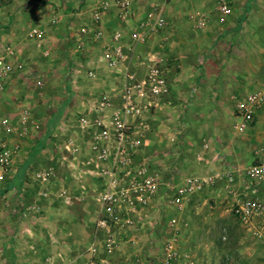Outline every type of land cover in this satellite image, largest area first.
<instances>
[{
	"label": "crops",
	"instance_id": "0c3cea01",
	"mask_svg": "<svg viewBox=\"0 0 264 264\" xmlns=\"http://www.w3.org/2000/svg\"><path fill=\"white\" fill-rule=\"evenodd\" d=\"M252 1L231 0V13H218L219 21L213 23L216 29L190 37L182 24L175 25L172 1L132 0V16L124 24L119 22L116 0H49L51 4L48 2L43 9L33 5L37 0L4 1L0 28L8 27L9 32L0 36V45L19 48L12 61L22 63L23 68L5 79L7 86L0 92L1 98H13L11 77L25 66L38 67L46 79H56V61L64 54L68 56L69 86L63 92L67 96L49 101V95L57 88L47 80V85L40 89V102H27L33 113L24 136L7 135L0 126V141L5 137L11 147H17L11 168L0 181V264H89L94 245L100 249L95 264H150L152 257L156 264L163 256L162 246L160 255L156 251L159 237L166 242L174 233L169 227L171 218L180 221L178 239L182 236L187 243L193 234L191 230L199 232L200 227L194 226L199 223L196 213H188V205L193 199L201 200L203 206L210 198L223 201L225 189L206 187L189 197L180 210L164 202L166 184L177 185L186 176L203 177L219 171L215 165L217 154L210 144L183 148L185 123L177 118L182 117L188 105L190 87L201 78V73L191 72L190 64L197 60V54H211L220 40L237 37L239 20L248 18L245 15ZM102 3L108 4L100 22L103 38L94 41L81 31L93 25V11ZM182 3H187L183 10H188L189 0ZM158 12L165 17L166 28L147 34L144 42L136 41L132 33L145 32L152 23V15ZM174 26L177 28L173 29ZM34 30L41 33L40 39L28 38L27 34ZM116 31L123 34L121 44L130 57L132 70L143 75L146 65L159 63L167 80V94L141 121L131 120L134 127L142 122L134 162L146 164L162 186L148 209L139 207L128 215L120 213L110 227L97 230L95 220L105 183L101 172L111 165L99 162L91 150L95 128L79 131L76 126L80 116L93 119L101 115L96 102L103 94H108L112 102L120 100L124 66L109 68L101 60ZM80 39L86 48H80ZM90 70L95 77L88 78ZM4 108L11 111V102ZM20 113L10 112L1 118L16 124ZM70 142L79 147L77 152L69 149ZM170 146L179 151L175 159L169 154L171 150L167 151ZM46 173L49 176L45 177ZM241 185L238 181L236 188L241 189ZM128 217L133 219L131 226L125 224ZM108 236L120 241L118 251L112 255L102 247ZM182 249L178 264L192 258Z\"/></svg>",
	"mask_w": 264,
	"mask_h": 264
},
{
	"label": "rangeland",
	"instance_id": "374dc122",
	"mask_svg": "<svg viewBox=\"0 0 264 264\" xmlns=\"http://www.w3.org/2000/svg\"><path fill=\"white\" fill-rule=\"evenodd\" d=\"M4 1L0 0V8L6 4ZM37 1L33 5L39 9L45 8L49 2ZM166 1H172L170 9L175 25L182 24L189 37L197 32L216 29L214 24L219 21L220 11L215 0H189L188 10H183L184 4H187L182 3L184 0ZM246 12L245 17L248 18L239 20L237 37L220 40L211 54H197V60L190 64L191 72L201 73V78L190 87L188 105L183 109L182 117L177 118L185 123L182 132L185 140L183 148L196 149L203 143L210 144L217 154V172L234 171L241 186L246 183L245 170L264 153V106L257 110L254 120L243 129H238L235 116V106L239 100L264 88V0H253ZM201 20L203 25H199ZM7 28H0V36L8 35ZM56 62L59 73L56 79H46L44 72L34 66H25L23 71L11 77L15 94L13 98L2 99L0 96V119L9 116L10 112H21L25 107L33 113L27 102H40V89L47 85V80L57 88V92L49 95V101L67 96L63 94L69 86L67 54ZM7 102H11V111L4 108ZM3 141H6L5 137L0 142ZM169 149L170 156L175 159V153L179 151L176 148L173 150L171 146L167 151ZM214 187L224 188V184L218 182ZM258 187L264 196V185ZM224 194L226 198L223 201L210 198L203 206L201 200L193 199L188 205V213H196L199 223L194 226L198 225L200 230H191L193 234L187 243L181 236L178 239L180 250L184 248L189 252L193 264H264L263 240L234 216L231 197L226 191ZM159 238L157 252L165 243V238ZM149 260L150 264L156 261L153 257Z\"/></svg>",
	"mask_w": 264,
	"mask_h": 264
},
{
	"label": "built area",
	"instance_id": "2783aa9c",
	"mask_svg": "<svg viewBox=\"0 0 264 264\" xmlns=\"http://www.w3.org/2000/svg\"><path fill=\"white\" fill-rule=\"evenodd\" d=\"M218 10L223 15L231 13V0H215ZM119 8V22L124 24L132 16V0H116ZM108 9L107 3L100 4L93 11V25L83 28L81 33L90 36V39L99 41L103 38L100 28L101 16ZM152 23L145 32L132 33L136 41L144 42L146 35L157 33L166 28L167 22L161 12L152 15ZM203 21H199L202 25ZM30 39H40L41 33L37 30L27 34ZM121 31L114 32L112 42L105 47L101 60L109 68L124 66L120 100L112 102L108 94H103L96 102L98 117L89 119L80 116L77 120V128L84 131L89 127L96 130L95 141L91 150L96 159L101 163H109V169L102 170L105 180L104 191L100 196L101 208L97 212L95 227L97 230H105L111 223L117 221L119 214H130L139 207L148 209L156 198L162 186L159 177L153 174L148 166L143 163L135 164L137 150L140 144L139 135L142 122L134 127L131 120L141 121L151 108L167 94V80L159 63L145 66V73L138 74L130 67V57L125 53L121 41ZM80 48H86L80 39ZM19 53V48L9 44L0 45V92L4 89V81L15 71L23 68L22 63H13V58ZM95 77L94 71H88V78ZM264 106V88L251 92L244 99L239 100L235 106V116L238 129L249 125L257 113ZM32 122V116L28 109H23L16 124H11L9 119L0 120V126L7 135L22 137L26 134L28 125ZM69 149L77 152L79 147L69 143ZM207 147V145L205 146ZM17 147H11L6 141L0 142V181L11 168L12 159ZM200 161L202 158L197 156ZM49 176L46 173L45 177ZM246 183L237 189L238 178L234 171H223L207 174L203 177L195 175L186 176L180 184H166L164 202L181 209L184 202L196 193L202 192L206 187H212L223 182L225 191L231 197L232 212L234 216L253 234L264 242V196L258 185H264V153L259 156L257 162L245 170ZM46 179V178H45ZM127 226L133 224V219L125 220ZM169 227L174 230L173 236L163 246V256L156 264H176L182 260V252L178 246V231L181 227L177 217L169 221ZM120 241L117 237L108 236L103 242V251L112 255L118 251ZM99 247L91 248L92 259L89 264H95V257L99 253ZM183 264H193L192 259Z\"/></svg>",
	"mask_w": 264,
	"mask_h": 264
}]
</instances>
